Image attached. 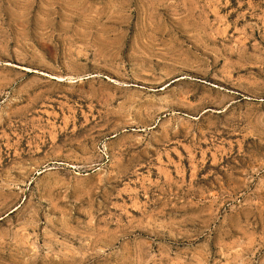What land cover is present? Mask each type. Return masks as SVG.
<instances>
[{
    "label": "rangeland",
    "instance_id": "obj_1",
    "mask_svg": "<svg viewBox=\"0 0 264 264\" xmlns=\"http://www.w3.org/2000/svg\"><path fill=\"white\" fill-rule=\"evenodd\" d=\"M0 264H264V0H0Z\"/></svg>",
    "mask_w": 264,
    "mask_h": 264
}]
</instances>
